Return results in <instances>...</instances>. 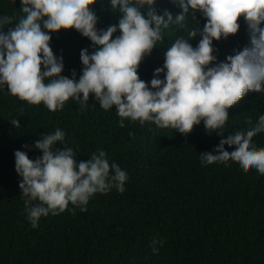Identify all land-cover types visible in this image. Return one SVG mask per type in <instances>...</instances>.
Segmentation results:
<instances>
[{
	"label": "trees",
	"instance_id": "16d2710c",
	"mask_svg": "<svg viewBox=\"0 0 264 264\" xmlns=\"http://www.w3.org/2000/svg\"><path fill=\"white\" fill-rule=\"evenodd\" d=\"M20 6V0H0V15L19 18ZM92 7L98 29L117 22L119 14L108 10L107 0ZM156 7L173 17L180 12L170 0H158ZM195 16L202 28L205 21L199 12ZM197 20L189 16V26L196 27ZM238 23L235 35L214 41L219 61L248 43L243 17ZM182 34L174 26L163 31L162 42L138 68L141 80L153 78L165 51ZM50 46L54 55L63 56L62 75L71 78L75 70L78 79L80 51L91 53V42L70 29L53 34ZM262 114L264 92L249 89L228 109L222 132L246 127ZM249 115L252 121L245 119ZM11 119L21 127H13ZM119 119L115 107L103 110L91 94L86 105L70 98L62 110L50 112L43 104L30 106L8 95L7 89L0 92V264H264V175L243 170L231 157L202 166L199 154L211 152L221 139L207 134L203 122L185 136L127 119L121 128ZM57 128L65 131L68 146L78 149L77 161L102 149L128 180L123 194L115 189L95 194L86 212L50 214L33 229L26 219L14 152ZM250 140L264 148V133ZM27 154L33 160L41 155L35 149ZM154 238L164 241L157 255L150 247Z\"/></svg>",
	"mask_w": 264,
	"mask_h": 264
},
{
	"label": "clouds",
	"instance_id": "9594fccd",
	"mask_svg": "<svg viewBox=\"0 0 264 264\" xmlns=\"http://www.w3.org/2000/svg\"><path fill=\"white\" fill-rule=\"evenodd\" d=\"M97 2L20 0L19 18L0 15V92L7 89L8 95L30 106L43 104L50 112L62 110L70 98L86 105L91 94L103 110L115 107L121 128L127 119L141 127L148 122L186 136L203 122L207 134L221 139L211 152L199 154L202 166L231 157L243 170L252 168L264 175V148H256L250 140L253 134L264 133V114L246 127L222 132L228 109L238 97L249 89L264 92V0H170L180 9L175 17L168 10L158 13V0H107L108 10L119 16L106 29L97 28L92 7ZM196 12L205 21L202 28ZM189 16L199 22L196 27L189 26ZM240 17L248 43L219 61L214 41L235 35ZM170 26L183 34L167 48L163 65L145 82L138 68ZM70 29L87 38L93 49L80 51L78 79L75 70L71 78L62 75L63 56L54 55L50 46L53 34ZM197 37L193 46L190 41ZM245 119L252 121L250 115ZM11 124L21 127L16 119ZM22 148L14 152V170L33 229L50 214L86 212L95 194L106 195L112 189L125 192L126 171L115 162L110 164L102 149L86 161H77L78 149L68 146L60 128ZM33 149L41 153L35 160L27 154ZM163 245L162 239L154 238L152 254L157 255Z\"/></svg>",
	"mask_w": 264,
	"mask_h": 264
}]
</instances>
